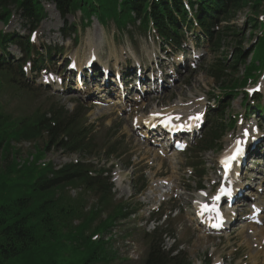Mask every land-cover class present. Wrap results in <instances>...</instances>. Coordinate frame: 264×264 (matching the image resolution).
<instances>
[{
	"label": "rangeland",
	"instance_id": "obj_1",
	"mask_svg": "<svg viewBox=\"0 0 264 264\" xmlns=\"http://www.w3.org/2000/svg\"><path fill=\"white\" fill-rule=\"evenodd\" d=\"M54 5L55 3L52 0H42V6L44 7L46 16L41 22L40 27L37 29V32L33 35V42H31L33 46L35 45L36 48L42 49L41 47L45 45L64 44L66 47L65 56L76 53L74 55L76 58L81 56L82 53L87 50L88 57L91 52L90 48L92 45V47H94L99 54L104 51L103 42L94 41L96 36L95 30L99 29L95 17H93V20L91 18V21L87 24V20H84L81 13L78 12L74 16L72 15L66 17L67 20L65 21L61 18ZM263 8L264 2L259 8L260 11L258 13L251 11L249 6L238 10L233 23L236 25L237 29H242L243 33L246 35L243 36V34H241L239 39L232 37L227 38L222 51L216 54L210 51L207 44L201 45L195 50L197 54H203L199 68L197 70L190 69L193 73L189 72V70L183 71L176 80L175 85L171 88L172 90L166 92L164 95L162 92L151 95L147 94L146 100L150 103H137L135 106H131L130 103L133 104L134 100L133 102L128 100V104L123 105L122 100L116 103V99L113 98L109 102L100 101L96 98V94L91 95L95 99L90 100L86 97L81 99L77 95L84 93L66 94L62 91H50L45 92L44 94L42 92L38 93V91L33 87L32 80L29 77L24 79L31 81L30 87L33 90L31 93L21 91L12 85L7 84L5 81L0 86V112L8 116L11 120H23L24 118L33 116L35 113L43 114L45 112H49L50 110H58L63 107L69 114H76L82 118L80 122L82 126V133L88 135L91 140L95 141L96 149L107 150L111 144L116 141L119 142L121 150L119 156L122 159L124 169L127 170L130 179L133 182L129 186L130 191L124 194V197H121L118 193H115V196L117 202H121L129 206L128 208L125 207L124 211L127 212L129 210L131 215L126 219L118 221V225L114 228L113 225L108 229V231L102 232L101 240H107V238L112 235L111 239L107 241V245H109L113 251L124 255L127 254L126 243H130V255L132 258L124 264H144L149 251L152 236V233L150 232L153 230L154 225L150 224L148 221L143 196L135 192L136 189L144 183V176H147V179L150 182H155L157 180L154 178V174L156 172L167 175V178L172 176L176 183L175 190H182L183 187H188V192L193 194L199 183V178L196 177V174L204 173L205 177H207L202 185H205L207 189L212 186L215 179L214 176L216 175V169H214V166L216 165L217 157L220 154V151L218 150L197 151L196 148L199 144L198 140L201 139V136H199L189 150L186 153L176 156V159H173V157L172 159H169V155H167L168 157H162L161 155L159 157L157 153L156 157L158 158H155L152 163H147V159H153V156L150 155L153 153L152 149H154V147L150 145V142L143 140V142L149 144V148H146L144 146L146 143H141L140 139H136L138 138V135L134 133L132 124L133 116L138 112L136 109L143 105V109L141 110L149 111L150 109L160 107V101L162 100L165 101L166 104H173L180 99L179 97L189 100L203 95L207 96V99L213 104L211 107H214L216 105L214 101L215 99L212 95H210V92L213 94L216 92L220 94L221 92L219 91L215 78L210 75L211 72L215 73L212 69L213 66L211 63L215 61V56H217L219 60L223 56L227 55L236 44L237 40H239V43L242 44L244 52H251L254 46L255 36L258 33V29L255 30L256 27H253L254 24H252V22L255 18L259 22L262 21ZM256 23L257 22H255V25ZM71 24H77L76 27L78 28V31L74 37L71 36L70 39L63 42L62 37L65 36L63 33V27L66 25L67 28V26ZM31 27L32 23L21 16L20 12L16 14V17L12 18L9 25L5 26L2 22H0V30L3 29L11 34L17 33L24 36V40H26L27 36H29ZM116 27L115 22L111 21L106 26V30L110 35H113L116 31ZM227 32L230 34V30ZM118 35L120 37V32ZM97 36H100V34H97ZM187 45L192 46L190 42ZM192 49L194 50L195 48L192 47ZM12 50L13 54L20 53L22 55L16 47H13ZM87 57L83 58L84 62H86ZM95 61L97 62V59H95ZM8 62H10V60ZM13 62H15V60L10 63ZM57 67L58 69L60 68V66ZM242 72L243 67L241 66L239 72L235 76L233 75L232 78H237ZM31 75L35 76L29 72V76ZM41 75L43 74L40 73V76ZM35 84L38 88H43L40 87V84L36 81ZM76 88L79 90V87ZM78 90L75 92H79ZM243 92L244 89L236 98L232 96L227 97L226 102H231V104L230 107L226 109L224 116H214V119H209V122H216L214 125H224L229 121V115L234 116L243 114L244 110L239 106L243 98ZM185 94H187V98L182 96ZM95 101H100L101 104L97 105L94 103ZM106 108H113V113L107 114V111L104 110ZM173 112L175 111L173 110ZM49 115L50 114H48V116ZM252 118H255L256 120L259 119L258 116ZM208 127L209 123L207 125V129L205 130V134H207ZM241 127L242 126L236 124L235 129H226V136L224 135L225 138L222 141L223 148L226 147L231 139L233 130L239 132ZM67 137V135H60L57 140H55L56 146H54V142L48 146L49 149L47 150V158H50L53 166L58 167L62 162H66L70 158L69 155L64 153V145L60 143L61 140L66 141ZM135 139L139 141L137 144ZM28 141L29 140H21V142L18 143H14L13 141L17 147L22 148V151L20 152V155L13 154L7 158L0 159V173H5L6 168L13 163V157L15 160L20 158L23 159V157H32V154L30 155L28 152H34L35 148L31 146ZM38 141V147L42 148L45 144L46 136H44L43 139L39 138ZM133 147L138 151H135ZM139 151L143 152L139 153ZM144 153L149 154V156H142ZM145 157L148 158L146 160H142ZM263 180L264 175L263 171H261L259 172L258 178L259 184L256 185L255 189H264ZM72 189L73 188H67L64 191L65 194L74 198H76L77 192L82 194V189H77L75 193H72ZM259 190L257 192V197L264 204V191L262 190L260 192ZM130 194L133 196L128 198V195ZM191 197L192 196H188L187 198L190 200ZM88 201L90 203L95 201L91 194ZM178 203V198H176V206H178ZM101 206L103 208L107 207L102 204ZM100 217L105 218L106 215L101 214ZM175 218L176 221L172 220L168 222V228H170V235L172 237L170 242H174V239H176V245L178 244L181 247L182 243L183 245L186 244L187 250L185 249L183 252L186 256L187 263L189 264H200L204 261V258L215 259L219 256H223L228 264L230 262L233 264L248 263L252 261L251 259L254 260L259 257L260 262L264 261L263 250L259 249L257 246L260 241L261 228L259 226L257 232H250L254 230H250V228L248 231V227H246L244 231L242 228H239L231 233L227 239L220 241L218 237H212V240L211 238L207 239L205 237L206 233L202 231L201 228L198 230L196 227V223L193 222L191 214H187L185 212ZM77 223L78 222L75 224ZM97 224L98 221L95 222L91 228L93 229ZM37 230L40 232V228ZM200 234L202 236L201 239L199 238ZM246 234L249 235L251 243V245L247 247L244 242L241 244L243 239L242 235ZM249 249H251V252L256 253L254 257H252V255L249 257ZM257 253L263 254V256H260ZM84 254L86 253L71 252L69 248L65 247L64 252L60 256L56 257V264H71L72 261L75 262V264H83L84 261L81 260V258ZM42 261L43 264H49L45 259ZM87 264L93 263L89 262Z\"/></svg>",
	"mask_w": 264,
	"mask_h": 264
},
{
	"label": "trees",
	"instance_id": "obj_2",
	"mask_svg": "<svg viewBox=\"0 0 264 264\" xmlns=\"http://www.w3.org/2000/svg\"><path fill=\"white\" fill-rule=\"evenodd\" d=\"M55 1L57 8L63 15L80 8L88 14L95 13L98 10L97 15L102 20L113 14L123 26H127L128 23L136 24L137 20L141 18V26L144 28L148 27L151 19L161 33L163 32L170 37L177 35V33L171 34V31L176 30L173 24L179 25L180 20L177 15L180 14L183 19L186 18L181 0H173V6L161 3V0H158V3L161 4L157 6V9L152 7L150 12H147L148 0ZM219 2H224L225 7L221 13L215 15L214 10L208 9L207 6H213L215 9ZM263 2L264 0H203V5L199 11L208 9L212 15H204V19L207 22L202 24V28L207 38L215 41L212 43H214L217 51L220 47L221 37L215 36V32L211 28L221 19H227L230 10L235 12L249 6L251 11L258 13ZM133 3L137 5L133 6ZM14 4L22 9L28 18L33 19L32 22H34L35 27L45 16L40 0H0V20L8 21L11 15L9 5ZM86 7L90 8V10H87ZM255 22H257L256 18L252 22L254 24L253 27H259V23L255 26ZM263 34L259 36L256 47L252 52V62L247 66L248 70L246 73L248 75L255 62L258 60L263 61L264 59ZM4 37L6 35L0 33V38ZM242 53L241 47L239 53L232 60L233 68H238L241 62L246 63ZM221 71L223 72V70ZM247 78L248 76L242 80L238 79L237 85H243ZM64 121H70L65 114H54L48 117L45 112L23 120H11L0 112V159L11 156V151L16 148L12 145L13 141L18 143L23 139L37 140L41 138L44 130L49 131L51 140L58 138L61 131L66 128L67 123ZM53 122L54 125L52 124ZM77 141L78 138L75 139V142ZM42 157L41 153H36L34 160L31 163L24 162L19 170L16 169L19 164L13 157V166L9 165L5 173H0V195L8 184H13V180L16 181L14 184L19 188L18 194L9 197L11 199L10 205L0 202V264H40L43 259L49 261L51 258L60 256L64 252V248L70 247V244H73L74 241L84 238L83 233L89 226V223L84 221L77 227L75 233L64 232L67 222H72L76 209L69 202L61 201L58 203L52 191L53 188L64 182L76 180L86 181L89 187L95 189V182L87 180V177L83 176V173H88V171L84 168L77 169L83 167L82 165H66L62 169L55 171L51 169L52 164L50 163H44L39 166L38 163ZM45 182L46 184L44 185ZM107 195L102 194L100 203L106 201ZM41 203L42 205L39 206ZM98 208L95 210L99 213L101 209ZM31 218L42 225L38 226L39 224L30 222ZM90 219L92 221V218ZM105 226L103 224L97 227L96 231L104 229ZM38 228H40V232H38ZM87 241L90 242V239ZM92 249L91 247L88 248V250ZM148 264L159 263L155 257Z\"/></svg>",
	"mask_w": 264,
	"mask_h": 264
},
{
	"label": "bare ground",
	"instance_id": "obj_3",
	"mask_svg": "<svg viewBox=\"0 0 264 264\" xmlns=\"http://www.w3.org/2000/svg\"><path fill=\"white\" fill-rule=\"evenodd\" d=\"M91 41H92V40H91ZM92 46H93V45H92ZM92 46H91V48H90V51H92V49H95V48L92 47ZM95 51L97 52L96 49H95ZM87 52H88V50H87ZM90 53H91V52H90ZM90 53H89V55H90ZM89 55H88V57H89ZM88 57H87V59H88ZM87 59H86V62L88 61ZM95 62H96V61L94 60V63H95ZM84 63H85V62H84ZM94 65H95V64H94ZM94 65H93V66H94ZM162 111H163V112H164V111H165V112H173V109H169V110H167V111H166V110H160V111H158V112H162ZM155 112H156V111H155ZM189 115H190V113H188L186 116H189ZM142 120H143V119H142ZM142 120H141V121H142ZM119 182H120V181H119ZM151 193H153V192H151ZM263 233H264V231H262V234H263ZM201 237H202V236L200 235L199 238L201 239Z\"/></svg>",
	"mask_w": 264,
	"mask_h": 264
},
{
	"label": "snow or ice",
	"instance_id": "obj_4",
	"mask_svg": "<svg viewBox=\"0 0 264 264\" xmlns=\"http://www.w3.org/2000/svg\"><path fill=\"white\" fill-rule=\"evenodd\" d=\"M234 158V157H233ZM216 199H219V197H216Z\"/></svg>",
	"mask_w": 264,
	"mask_h": 264
}]
</instances>
